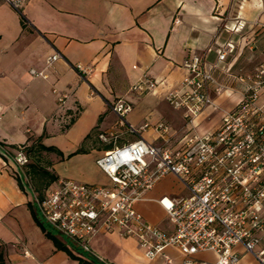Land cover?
I'll return each mask as SVG.
<instances>
[{
  "label": "crops",
  "instance_id": "0c3cea01",
  "mask_svg": "<svg viewBox=\"0 0 264 264\" xmlns=\"http://www.w3.org/2000/svg\"><path fill=\"white\" fill-rule=\"evenodd\" d=\"M229 42L234 49L227 61L233 73L243 74L245 51L264 47V0H24L20 11L0 2V143L15 150L40 138L62 153H54L58 180L109 184L96 160L137 138L119 125L111 105L119 99L130 102L133 110L126 121L137 129L162 121L179 130L183 112L169 106L166 92L178 88L189 74L183 66L186 60L200 57L210 70ZM54 53L61 58L47 65ZM77 64L86 72H79ZM145 77L156 80L157 86L132 92ZM54 89L68 95L64 104L57 102ZM226 93L235 102L240 98L239 90L214 96V105L195 121L200 132L215 128L222 113L234 106L235 102L225 108L218 104ZM71 116L75 120L63 129V121ZM94 128L98 135L118 137L108 142L98 138L102 143L98 144L91 136L86 138ZM139 132L148 143H162L152 127ZM81 147L85 153L69 156ZM13 170L0 155V245H7L9 256L19 264H78L58 250L35 222L28 207L30 193L19 187ZM165 179L179 181L173 176L161 179L136 208L147 221L167 229L160 200L188 191L183 188L185 195L163 191L159 184ZM90 245L109 264H183L185 259L175 248L148 259L134 239L104 232ZM247 255L238 264L246 260L254 264L253 256ZM197 258L214 261L216 256L201 253Z\"/></svg>",
  "mask_w": 264,
  "mask_h": 264
},
{
  "label": "built area",
  "instance_id": "2783aa9c",
  "mask_svg": "<svg viewBox=\"0 0 264 264\" xmlns=\"http://www.w3.org/2000/svg\"><path fill=\"white\" fill-rule=\"evenodd\" d=\"M0 2L20 11L24 0ZM233 49L232 42L225 45L210 70L197 56L184 62L189 74L178 88L165 94L169 106L183 112L179 130L162 121L146 122L137 129L126 121L132 104L125 99L114 102L111 109L119 125L137 138L114 146L96 160L110 183L61 179L49 185L41 199L31 186H25L41 221L101 264L109 263L90 245L100 232L134 239L148 259L175 248L185 256L183 264H238L246 254L253 256L254 264H264V63L246 75L233 73L227 61ZM59 58L54 53L47 65ZM76 69L86 72L81 64ZM31 73L42 75L35 70ZM236 85L242 89L234 106L222 113L215 128L198 131L195 121L214 105V96L238 90ZM156 86V80L145 77L131 91L144 93ZM53 92L57 102L64 104L68 95ZM151 127L161 144L148 143L139 135ZM111 137L118 134L98 135L103 142ZM0 155L13 164L15 177H25L29 163L25 146L10 150L0 143ZM168 176L177 178L188 194L160 200L169 224L164 229L147 221L136 204ZM201 253H212L216 259L200 260Z\"/></svg>",
  "mask_w": 264,
  "mask_h": 264
},
{
  "label": "trees",
  "instance_id": "16d2710c",
  "mask_svg": "<svg viewBox=\"0 0 264 264\" xmlns=\"http://www.w3.org/2000/svg\"><path fill=\"white\" fill-rule=\"evenodd\" d=\"M94 131V130H93ZM93 133V132H92ZM92 134L87 135V139ZM26 152L30 158V153H41L43 151L45 152H51L56 153L58 155H62L60 150H58L55 146H46L40 142V138L33 140L30 144L25 145ZM86 150L84 148L78 149L76 152L70 154L69 156H73L78 153H85ZM29 167V175L32 176V179L34 181L35 187L33 190L38 194L39 198L41 199L44 195L45 189L57 181L59 178L55 173L50 172L47 168H44L39 161L30 162L26 165L24 168L25 176L27 175L26 168ZM23 177H16L19 187L25 191V185H23L22 181ZM28 207L33 215V218L35 222L39 225V227L43 230L45 235L51 239L55 245V247L58 250L64 251L71 259L78 262V264H101L95 257L85 253V254H79L76 252V250L80 249L78 246L73 244L71 241H69L64 236L58 235L50 226L45 224L41 221L37 210L35 206L31 203V201L28 202ZM81 250V249H80ZM84 252V251H83ZM0 260L1 264H5L4 260V254L2 251L0 252Z\"/></svg>",
  "mask_w": 264,
  "mask_h": 264
},
{
  "label": "rangeland",
  "instance_id": "374dc122",
  "mask_svg": "<svg viewBox=\"0 0 264 264\" xmlns=\"http://www.w3.org/2000/svg\"><path fill=\"white\" fill-rule=\"evenodd\" d=\"M263 48L264 47H259L255 51L254 50H250V49L245 51L244 58H243V61H242V64L244 66V73H243L244 75L253 72L254 69L256 68V66H258L261 63H264ZM236 87H237L238 90L242 89L238 85H236ZM228 94L229 93H226L223 96H221L219 101H218V104L220 106H222V108L223 107L224 108L225 107H229L231 105V102H232V104L235 102V100L231 99V97ZM74 120H75V116L74 117L71 116L66 121L64 120L63 123H62L63 129H67L73 123ZM197 125H198V123H197ZM93 130L94 131H93V133H92L90 138H92V141H95L98 144H102L100 142V140L98 139V134H97L96 128H94ZM124 137H129V139H133L134 138L132 135H124ZM29 159H30L31 163L35 162V161H39L40 164L44 168H47L52 173H56L54 168H53V164L56 161V159H58V157L57 156L55 157L54 153L45 152V151H43L41 153H33L32 152V153H30V158ZM26 170H27V173H26L27 175L22 178L23 185H25L26 187L32 186L34 188L35 184H34V181L32 179V176L29 175V167H27ZM159 187L165 192H168V191H170V192H179V193L184 194V195L187 193L183 189L184 187H183L182 183L180 181H177V180L165 179L159 184ZM167 221H168V218H167ZM164 222L166 223V218H165ZM1 251L4 254L5 264H19L15 259H13V257H15V256H9V247L7 245L1 244L0 245V252ZM76 252L79 253V254H85V252H83L80 249L79 250L77 249ZM141 253H143V252L141 251ZM209 255H211V254H207V256H209ZM247 256H249V255H247ZM248 260H250V259H248ZM0 264H1V260H0ZM244 264H247V260L244 261Z\"/></svg>",
  "mask_w": 264,
  "mask_h": 264
}]
</instances>
